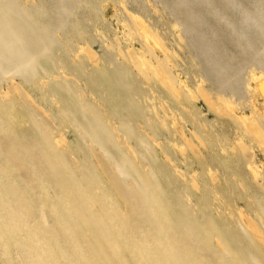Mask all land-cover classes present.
Wrapping results in <instances>:
<instances>
[{
    "label": "rangeland",
    "instance_id": "1",
    "mask_svg": "<svg viewBox=\"0 0 264 264\" xmlns=\"http://www.w3.org/2000/svg\"><path fill=\"white\" fill-rule=\"evenodd\" d=\"M0 18L1 223L64 264H264V0H0ZM16 242L0 264H34Z\"/></svg>",
    "mask_w": 264,
    "mask_h": 264
},
{
    "label": "bare ground",
    "instance_id": "2",
    "mask_svg": "<svg viewBox=\"0 0 264 264\" xmlns=\"http://www.w3.org/2000/svg\"><path fill=\"white\" fill-rule=\"evenodd\" d=\"M3 10V9H1ZM257 12V11H256ZM7 14V13H6ZM5 15V14H4ZM7 17V16H6ZM6 17L4 16V21ZM10 17V16H9ZM7 17V18H9ZM139 17V16H138ZM3 18V17H2ZM11 18V17H10ZM1 19V18H0ZM14 19V18H13ZM140 19V17H139ZM1 21V20H0ZM140 21V20H139ZM138 21V23H139ZM144 21V20H143ZM252 22V21H251ZM4 23V22H3ZM6 23V22H5ZM4 23V24H5ZM8 26H9V20H8ZM142 24V23H141ZM140 24V25H141ZM144 24V22H143ZM6 26V25H4ZM144 25H141V27ZM11 28V26H9ZM259 27V26H258ZM16 29V27H14ZM145 28V27H144ZM150 28V27H149ZM147 29V28H146ZM147 31V30H146ZM152 31V30H151ZM19 32V31H18ZM153 32V31H152ZM160 41V38H159ZM161 44V43H160ZM163 44V43H162ZM86 47V46H85ZM86 49V48H85ZM6 54V52H5ZM135 54V53H134ZM6 56V55H5ZM139 57V56H138ZM19 58V57H17ZM144 58V57H142ZM8 59V58H7ZM16 60V59H14ZM17 61L19 62V60L17 59ZM146 62V61H145ZM21 63V62H20ZM262 73V72H261ZM257 80V86L260 88L259 90L262 92V94H264V75H260L258 77H256ZM259 80V81H258ZM15 85V84H13ZM180 91V90H179ZM7 94V93H5ZM4 96V95H3ZM2 96V97H3ZM7 96V95H6ZM5 98V97H4ZM259 106L258 104L254 105L253 110L258 111L259 110ZM254 111V112H255ZM259 112V111H258ZM261 112V111H260ZM261 115V114H260ZM63 138V137H61ZM4 214L6 216L9 217H16L15 213L11 214V210L10 209H6L3 211ZM9 223H1L0 221V235H2L5 239L6 245H8V247H10L11 245H13V241H18L16 243L20 244V246L22 247L23 250V254L25 255V257L33 262L34 264H47V262L50 261L51 264H62L63 262H61L60 258L57 257H51V255L48 256L47 251L41 253L40 251H36V249L40 250L41 249V244H40V238L37 239V237L33 236L34 231L32 230V228L29 227V224L26 222H23V219H12L10 221H8ZM45 240V239H44ZM47 241V240H45ZM57 242V241H56ZM55 242V243H56ZM47 243V242H45ZM34 252H36L34 254V256H32L31 254ZM9 259H11V257H8ZM49 259V260H48ZM38 260V261H36ZM64 264V263H63Z\"/></svg>",
    "mask_w": 264,
    "mask_h": 264
}]
</instances>
